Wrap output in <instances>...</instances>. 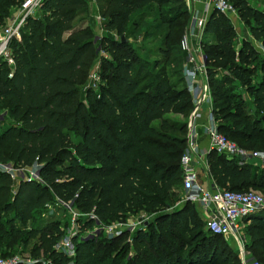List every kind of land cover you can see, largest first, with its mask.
Returning a JSON list of instances; mask_svg holds the SVG:
<instances>
[{"label": "trees", "instance_id": "trees-1", "mask_svg": "<svg viewBox=\"0 0 264 264\" xmlns=\"http://www.w3.org/2000/svg\"><path fill=\"white\" fill-rule=\"evenodd\" d=\"M22 1L0 0V24ZM90 1L101 19L102 38H95L89 26ZM178 1L41 0L42 16L27 17L19 38L10 40L12 64L0 58V165L36 166L42 184H14L0 172V257H11L6 251L13 253L34 240L28 250L33 264H68L69 258L54 248L62 237L59 224L33 226L34 217L45 216L53 205H71L86 215L79 228L84 231L92 225L121 223L128 213L158 212L183 197L180 157L192 104L182 66L170 73L161 66L178 61L172 54L179 53L180 35L187 26ZM236 1L239 20L255 23L249 26L250 35L260 42L263 54L247 43L235 54L232 24L215 9L209 13L199 48L211 114L226 139L264 152V12ZM176 5L180 8H173ZM140 28L163 32L156 47L160 62L139 58L126 42ZM98 50L105 55L97 62L98 88L83 90ZM256 71L260 75L251 83ZM233 84L244 86L247 98L236 93ZM206 168L217 189L254 188L264 193V168L212 151L206 154ZM176 188H181L179 194ZM154 224L134 238L145 254L124 264H199L206 260L210 244L222 238L202 233L188 202L155 217ZM261 224L248 226L247 248L264 254V234L257 236L264 232ZM78 233L71 237L70 264H120L119 255L129 247L121 245L112 257L106 251L122 240L121 234L107 238L100 232L82 239ZM217 248L208 259L217 260Z\"/></svg>", "mask_w": 264, "mask_h": 264}, {"label": "rangeland", "instance_id": "rangeland-1", "mask_svg": "<svg viewBox=\"0 0 264 264\" xmlns=\"http://www.w3.org/2000/svg\"><path fill=\"white\" fill-rule=\"evenodd\" d=\"M23 1H25V0H23ZM23 1L20 3V5L18 4L16 6H13L10 8L8 18L5 19L0 24V33L4 29L9 28L12 24H13L12 26H14L15 25L14 23H17L21 19L22 15L24 13V11H22V7H21V4L23 3ZM196 1H199L200 4H198ZM196 1L190 0L189 5L186 1L185 2L183 0L181 1L182 2L181 4L183 5L182 10L184 9V12H185V15L182 16L181 19H182V22L185 23V25H187V26H188L189 22L190 23L192 22L193 19L194 20L203 19L206 22L209 13L213 10L212 4H210L208 9H207L206 3L204 0H196ZM244 1H246V4L248 6H250L253 10H255L257 12H264V0H244ZM179 2H180V0L178 1V3ZM226 2L233 8L234 15H232V14L231 15H229V14L225 15L222 13L221 14L223 16H225L233 26V30H234L235 35H236L235 39H234V44H233L235 54H237L239 51L243 50V44L244 43L249 44L254 51L263 54V49L260 45V42L255 41L252 38V36L250 35L249 26H254L255 23H253L252 21H249L248 25H245L243 22H241L239 20L238 15L236 13V3H237L236 0H226ZM181 4H180V6H181ZM88 7H89L88 20L92 23V25L96 24L93 26V30L91 29L93 32V35L95 38H102L103 35L105 34V32L103 31L101 26L98 25L99 21H97L98 15H97L96 5L94 3H92ZM173 8L179 9L180 7H177V5H176ZM207 12H208V15H206ZM41 16H42V14L39 12L38 8L32 7L30 9V13L27 17H41ZM24 20H23V22H24ZM78 20H80V19H78ZM151 22H153V21H148V22H146V24H148V25L154 24V22L153 23H151ZM98 27L101 31L97 30ZM144 32H145V29H142V28L138 29L135 34L128 37L126 42L129 43L131 50L133 51V53L135 52L139 58H142L143 60L150 62V63H152L154 61L160 62L159 59H161V57L158 54H156V47L158 46L159 41L161 40L163 32H160V30H159L156 33L154 31H152L151 29H146V32L145 33ZM185 33H186V30L184 28L182 30L180 37L182 38ZM202 34L203 33H201L199 36V41L202 38ZM143 36H147V37L151 36V38L145 39ZM190 38L191 37H189V39ZM113 39L117 40L116 37H113ZM189 39H188V42L190 45ZM94 40H96V39H94ZM206 40H210V38L206 37ZM177 45L179 47V42H177ZM98 49H99V47H98ZM180 50L181 49H179V53H173L172 54V56H175L174 58H178V61L173 62V64L170 62H168L167 64H164V65L161 64V66H164V68L167 72L170 73L171 70H174V69L177 70V68L181 69V66L184 64V62L186 60V54H185V52L180 51ZM100 53H103V52L101 50H98L97 56L94 59V62H95L94 65H96L98 60L101 59V57H99ZM201 57H202V52H201ZM236 59H237V57H236ZM197 62H199V61H197ZM159 67H160V65L157 66L158 69H159ZM203 68H204V74L199 76L197 81H199L200 78H203L206 81V74H205L204 65H203ZM158 69H156V70H158ZM169 73H168V75H169ZM218 73H220L219 70H217V74ZM222 74H224V73H222ZM259 75H260V73L258 71H256L255 76H252V78H251V83H253L255 81V79L257 77H259ZM171 80H173V79H171ZM234 86H237V88L235 89L236 93H241V95H243L244 98H247L248 94L245 92L244 86L242 87V86H239L238 84L237 85L233 84V87ZM208 93H209V89L207 88V90H205V88H204L203 91L201 92V94H199V95H200V97H204V96L207 97ZM209 99H210V105H211V97ZM198 100H199V96H198ZM1 111L2 110H1V106H0V113H1ZM208 113H211V110ZM169 118H171L175 121L183 120L181 117L170 116ZM187 118H188V115H187ZM187 128H188V123H187ZM242 149H244V148H242ZM244 150L245 151H251V152L252 151L261 152L258 150H246V149H244ZM245 163H248L252 167H256L258 169L264 168V163H262V165L261 164L255 165L254 162L252 163L249 161H247ZM3 167H9V166L3 165ZM2 170H3V168L0 167V172H3ZM15 174L17 175V177L14 181V184L17 182V180H19L18 179L19 178L18 173L16 172ZM241 192L242 193H246V192L256 193L264 200V193L254 189V188H245ZM182 198L180 200H178L177 202H174V204L171 205L169 208L161 209L158 212L147 213V212H143V211H137V212H133V213H128L126 215L125 219L121 223H117V224H113V225H109V226H103L100 224L99 225H92V226L87 227L86 230H84V231L79 230V228L81 227V220H83L86 217V215L80 213V211H78L75 207H72L71 205H67V204L65 206L53 205L51 207V209H50V207L47 208L48 213L45 216L42 215L41 217H43V218H41L40 216L34 217L35 219L33 221V226H37V225H41V224L46 225L49 222H52V223L56 222L59 224V228L62 230L61 239L69 238V236H71V235L74 236L77 231L79 232L78 235L82 239L92 237V236L94 237V236H96V234H98L100 232H101V234H100L101 237L105 236L107 238L118 237V235L121 234L120 236H121L122 240L114 243L113 247L109 248L106 252H107V254H111V256L114 257L118 254V252H119L118 250L120 249V246L125 245L127 243L129 245V247L127 249H125L124 254L119 255V257L121 258V259L119 258V261H120L119 263L124 264L129 259L130 260L134 259V258H132L134 255L141 256L142 254H145L144 253L145 251L143 249L144 247L138 246L137 242L134 239L135 236L138 235V232H144V233L149 232V229H152L153 226L155 227L154 218L159 216V215H162L163 213H169L171 210H173L176 207L180 206L181 204L185 203L186 201H183ZM194 210L196 212V216H198V218L200 220V228H201L202 233L208 235V233L206 231V219L204 218L205 216H203L195 206H194ZM257 220H260V223H262L261 225L264 226V209L259 211V212L254 213L252 216H250L247 219L246 218L242 219L239 226H238V234L237 235H230V236H227L224 238L222 237L217 243L210 244V246H209L210 250L209 251L207 250L205 257L203 258L206 260H204L202 263H199V264H245V262H248V261H255L258 264H264V254H260L259 251L254 250L253 248H249V249L247 248V246L249 244V233H250L248 226L253 222H256L260 226V223H258ZM40 221H41V223H39ZM27 226H29V225H27ZM117 233H118V235H115ZM174 233H176V231L173 229V231H171V234L175 235ZM262 234H264V232L259 231L257 233V236L262 235ZM73 236H71V237H73ZM122 241H124V242H122ZM174 241L176 242V240H174ZM33 242H34V240H30L25 248L19 246L18 248H16L14 250L13 253L11 250H8L6 252L11 253L12 254L11 257H16V259L19 260L21 262V264H26L27 262H32L33 259L29 257L28 250L32 246ZM214 247H218L217 249L221 251L220 254H217V256H216L217 260L216 261H215V258H212V259L209 258L208 259V257H209L208 254H211V249H213ZM170 248H172V246H170ZM160 252H162V251L160 250ZM183 253L181 254V257L185 256V254H183ZM162 255H167V254H162ZM68 258H69L68 264H70L72 257L70 256ZM45 262H46L45 260H42L41 263L43 264ZM136 264H139V263H136Z\"/></svg>", "mask_w": 264, "mask_h": 264}, {"label": "built area", "instance_id": "built-area-1", "mask_svg": "<svg viewBox=\"0 0 264 264\" xmlns=\"http://www.w3.org/2000/svg\"><path fill=\"white\" fill-rule=\"evenodd\" d=\"M41 0H25L21 4L22 11H24L21 19L14 23V26H10L4 29L0 33V58L7 62V65L12 64L8 54V43L12 39L19 38V29L22 26L23 20L29 15L32 7L38 8ZM206 8L212 4V8L222 14L234 15L233 8L225 0H204ZM31 15V14H30ZM97 21H101L100 17H97ZM205 21L203 19L192 20L191 25L186 29V33L180 40V49L187 53L189 48L188 37L194 32V29L203 31ZM104 57L103 53H100L99 57ZM202 58V57H201ZM97 64L94 65L92 70L87 76V83L83 87V90L91 89L95 91L99 85V78L97 76ZM204 74V68L202 60L194 62L190 58H186L182 65V76L185 82L186 90L190 96L192 103L198 102V77ZM210 95L207 94L206 100L210 103ZM200 118V113L193 112L191 122L188 124L186 134V148L184 149L180 157V170H181V188L183 191V201L193 204L198 211L205 216L206 219V231L213 235L221 237H227L230 235L238 234V226L242 219L250 216L256 212L264 209V200L256 193L253 192H233L228 190H220L217 188H207L199 181V172L196 168L198 159L200 158L199 150L195 144L196 126L195 121ZM207 126L205 128V136L207 138V152H215L217 155H223L228 159H236L241 163H245L250 160H258L264 163V152L257 151H245L241 147L237 146L234 142L226 139L223 135L217 132L212 114L206 115ZM3 172L7 173L12 181H15L17 175L19 180L34 181L38 184H42L38 178L36 166L31 168L12 169L9 167H3ZM182 202V201H181ZM65 206L66 204H61ZM115 235H118L115 234ZM73 236V235H71ZM71 236L69 238L61 239L54 247L55 250L64 254L66 257H73V246L71 243ZM27 262L26 264H33ZM0 264H21L16 257H0ZM245 264H258L255 261H248Z\"/></svg>", "mask_w": 264, "mask_h": 264}, {"label": "crops", "instance_id": "crops-1", "mask_svg": "<svg viewBox=\"0 0 264 264\" xmlns=\"http://www.w3.org/2000/svg\"><path fill=\"white\" fill-rule=\"evenodd\" d=\"M183 1L184 2L186 1L188 3V5L190 4L189 3L190 0H183ZM194 1H196V0H194ZM196 2L198 4H200L199 1H196ZM92 3L93 2L90 1L89 5H91ZM208 12L206 15H208ZM94 25H96V24H94ZM94 25H92V23L89 21V26L92 30H93ZM98 25H100V22L98 23ZM190 25H191V23L189 22V24L186 28H188ZM186 28H185V30H186ZM97 30L101 31L99 29V27ZM201 33H202V31H200L198 29H196V30L194 29V32L189 36L191 38L189 39V37H188V39L190 41V45H189L190 50L185 54H186V58H190L194 62L201 60V51L199 48V36ZM204 88H205V90H207V88H208L207 82L203 78H200V80L198 81V95L201 94V92L203 91ZM191 104H192V108H191L190 113L188 115L186 124L187 123L189 124L191 122V117H192L193 112L197 111L198 113H200V118L195 121V126H196L195 144H196V147L200 153L199 154L200 158L197 160L198 163L196 164V168L198 169V172H199V175H198L199 181L202 183V185H204L205 187H207L209 189L215 188V186L212 185L210 182V179H209L208 173H207V168H206V154L208 153L207 152V148H208L207 138L205 136V128L207 126L206 115L208 114V112H210L211 105L206 100L205 96L200 97V95H199L198 102L197 103L191 102ZM249 162H252V163L254 162L255 165H260V164L262 165V162H260L258 160H250ZM175 192L179 194L181 192V188H176ZM252 215H250V216H252ZM250 216H247L246 219L249 218Z\"/></svg>", "mask_w": 264, "mask_h": 264}, {"label": "water", "instance_id": "water-1", "mask_svg": "<svg viewBox=\"0 0 264 264\" xmlns=\"http://www.w3.org/2000/svg\"><path fill=\"white\" fill-rule=\"evenodd\" d=\"M120 41H121V42L124 41L122 37H121ZM201 60H202V63H204L203 58H201Z\"/></svg>", "mask_w": 264, "mask_h": 264}]
</instances>
